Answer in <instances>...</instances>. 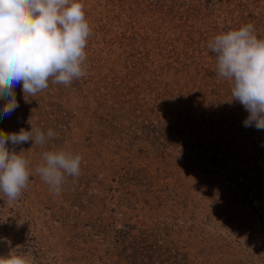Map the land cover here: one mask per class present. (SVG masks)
Returning a JSON list of instances; mask_svg holds the SVG:
<instances>
[{
    "label": "rangeland",
    "instance_id": "1",
    "mask_svg": "<svg viewBox=\"0 0 264 264\" xmlns=\"http://www.w3.org/2000/svg\"><path fill=\"white\" fill-rule=\"evenodd\" d=\"M92 29L87 75L25 99L0 130L56 136L8 143L29 185L0 198V256L29 264H264V130L231 101L207 48L252 23L264 0H80ZM6 101L0 100V108ZM83 157L59 195L35 173L42 153ZM0 196H3L0 193Z\"/></svg>",
    "mask_w": 264,
    "mask_h": 264
},
{
    "label": "clouds",
    "instance_id": "2",
    "mask_svg": "<svg viewBox=\"0 0 264 264\" xmlns=\"http://www.w3.org/2000/svg\"><path fill=\"white\" fill-rule=\"evenodd\" d=\"M92 35L80 0H0V119L10 116L19 104L16 87L22 85L25 99L54 85L71 86L87 75L85 51ZM207 48L216 59L219 78L230 82L231 101L249 113L245 127L264 130V38H258L252 23L215 35ZM32 125L8 133L0 130V193L8 203L16 201L29 185L30 161L10 151L8 143L33 142L42 146L56 133ZM43 163L35 173L59 195L67 177H79L83 157L63 150L42 153ZM0 264H29L27 256L13 250L0 256Z\"/></svg>",
    "mask_w": 264,
    "mask_h": 264
}]
</instances>
